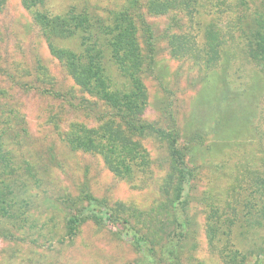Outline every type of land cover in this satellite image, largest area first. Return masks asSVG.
<instances>
[{"label":"rangeland","instance_id":"obj_1","mask_svg":"<svg viewBox=\"0 0 264 264\" xmlns=\"http://www.w3.org/2000/svg\"><path fill=\"white\" fill-rule=\"evenodd\" d=\"M25 3L0 0V264H144L128 228L166 256L179 175L170 134L193 170L184 264H264V67L249 52L264 0ZM130 6L155 43L134 136L51 50L79 53L80 40L49 39L34 19L86 12L109 25ZM111 60L105 50L112 87L132 92ZM88 198L122 220L75 221L94 208Z\"/></svg>","mask_w":264,"mask_h":264},{"label":"trees","instance_id":"obj_2","mask_svg":"<svg viewBox=\"0 0 264 264\" xmlns=\"http://www.w3.org/2000/svg\"><path fill=\"white\" fill-rule=\"evenodd\" d=\"M45 1L26 0L25 5L28 9H33L39 4H45ZM137 1L139 2V0ZM130 9L131 6L120 12L112 13L109 25L86 12L51 15L47 12L36 11L34 19L49 39L77 37L80 40L81 51L79 53L56 46H52L51 50L57 58L66 64L69 73L80 86L96 93L99 100L108 107L110 113H113V117L124 119L122 121L123 124H126L124 129H127L128 134L134 136L135 134H143V129L146 127V122L138 119L148 104L144 77L151 76L153 73L151 71L153 70L154 59L150 54L153 53L155 43L152 41V36L143 38V35L141 36L139 33L142 27L148 31H150L149 28L151 29L146 17L143 15L139 17L138 25ZM250 32L252 33L253 44L249 47V52L254 62L258 66L264 67V17L255 23ZM146 45L149 48L147 52ZM105 50L110 53L111 61L119 68L124 77H129L132 92H121L112 87V82L105 72L106 67L103 61ZM186 53H191L193 57H196L199 51L188 48ZM168 138L170 155L179 175L173 198L177 222L176 234L169 244L167 255L156 256L153 248H148L146 238L133 232L131 228L121 234L123 237H127L131 245L138 251L147 253L144 257V264H184L182 253L176 247L177 245L181 246L186 237L184 217L187 215L190 205L189 188L193 179V170L185 161V153L179 146L178 136L170 134ZM119 143L126 144V138L121 135ZM88 199L94 208L88 212L80 211L74 218L75 221L83 223L94 220L98 224H106L122 220L109 209H105L101 202L93 198Z\"/></svg>","mask_w":264,"mask_h":264}]
</instances>
